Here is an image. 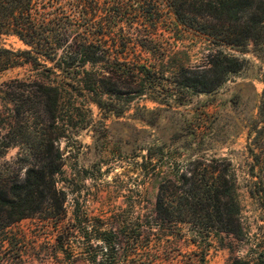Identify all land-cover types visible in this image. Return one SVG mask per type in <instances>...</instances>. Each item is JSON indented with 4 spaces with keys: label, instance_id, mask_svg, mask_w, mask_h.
Returning a JSON list of instances; mask_svg holds the SVG:
<instances>
[{
    "label": "rangeland",
    "instance_id": "1",
    "mask_svg": "<svg viewBox=\"0 0 264 264\" xmlns=\"http://www.w3.org/2000/svg\"><path fill=\"white\" fill-rule=\"evenodd\" d=\"M254 1L264 10V0ZM64 5L60 23L71 39L56 60L66 46H96L90 56L99 59L87 70L119 69V90L101 96L99 108L73 82L52 123L38 95L15 81L37 71L0 73V188L50 166L58 151L62 163L56 197L0 230V264H121L135 246L151 264H185L199 250L188 227L168 237L151 226L157 196L164 177L216 159L235 175L241 232L212 235L205 264H264V33L248 45L222 43L179 23L169 0ZM0 45L29 50L13 36H0ZM219 52L243 68L212 92L181 86L186 71L206 68Z\"/></svg>",
    "mask_w": 264,
    "mask_h": 264
},
{
    "label": "trees",
    "instance_id": "2",
    "mask_svg": "<svg viewBox=\"0 0 264 264\" xmlns=\"http://www.w3.org/2000/svg\"><path fill=\"white\" fill-rule=\"evenodd\" d=\"M71 1L74 0H0V36L16 37L29 48L15 51L0 45V73L26 65L37 71L32 80L15 81L24 91L38 95L52 123L57 120L64 94L71 90L67 85L73 87V82L82 91L96 95L93 102L99 108L104 103L101 96L119 90V69L108 74L87 70V64L99 59L90 56L95 54L96 46H86V42L81 46H66L64 55L56 60L61 43L68 44L71 39L68 28L60 23V14L69 9L64 3ZM169 3L179 23L231 46L255 43L264 33V10L261 5L255 7L254 0H169ZM202 23L208 25L198 28ZM231 28L241 31L232 32ZM242 68L243 62L238 58L219 52L212 56L206 68L186 71L181 86L198 94L212 92ZM140 73L149 72L142 67ZM61 168L58 151L50 166H32L22 183H15L9 189L0 188V230L32 217L44 203L56 197L53 177ZM163 181L151 226L168 237L175 235L172 230L188 227L189 242L199 251L185 255V264L206 263L207 249L202 247L212 235L241 232L236 178L225 161L196 160L181 172L164 177ZM133 248L131 254L120 256L121 264L150 263L142 258L144 255L138 246Z\"/></svg>",
    "mask_w": 264,
    "mask_h": 264
}]
</instances>
